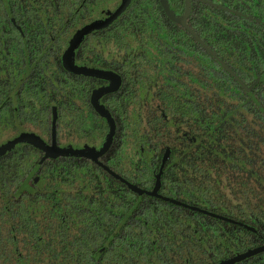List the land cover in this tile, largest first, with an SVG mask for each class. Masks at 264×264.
I'll return each mask as SVG.
<instances>
[{
    "label": "trees",
    "instance_id": "16d2710c",
    "mask_svg": "<svg viewBox=\"0 0 264 264\" xmlns=\"http://www.w3.org/2000/svg\"><path fill=\"white\" fill-rule=\"evenodd\" d=\"M167 1L174 14L182 13L183 0ZM98 2L0 0V143L21 134L57 147L103 143L105 127L96 139L78 142L77 117L92 113L89 96L96 86L88 79L82 91L81 77L62 67L78 29L98 16L86 5ZM207 8L201 4L195 33L214 50L213 40L224 32L218 27L207 34ZM215 16L221 19L220 12ZM192 23L191 8V30ZM73 60L75 67L113 71L121 79L119 90L103 99L116 122L100 161L105 167L44 158L28 143L2 157L0 264H192L194 242L211 244L206 248L213 252L222 250L220 242L238 244L239 251L256 244L255 236L215 215L143 195L166 149L171 156L163 165L164 185L179 187L172 164L188 162L191 172L202 173L186 184L192 204L206 203L208 212L252 226L264 237V94L247 96L170 22L159 0H133L113 25L90 33ZM237 75L248 84L260 74Z\"/></svg>",
    "mask_w": 264,
    "mask_h": 264
},
{
    "label": "flooded vegetation",
    "instance_id": "af4514ba",
    "mask_svg": "<svg viewBox=\"0 0 264 264\" xmlns=\"http://www.w3.org/2000/svg\"><path fill=\"white\" fill-rule=\"evenodd\" d=\"M2 1H4L5 4L8 2L11 3V0H2ZM94 1H95V3L97 2V0H94ZM132 1L127 6V8L124 10V12L113 23H111L108 27L113 25L124 13H126L130 9ZM95 3L94 4L92 3L91 5H86V6H88L90 12L96 13V15H98L97 18L94 19L93 22H90V23L82 26L81 28H79L78 31H80L85 26H88V25H91L94 23H99V22L106 20L113 12H115V10L120 6V4L122 2H121V0H100V2H98L97 6H95ZM201 4H204L208 7L207 8V15L211 19V23H208L209 25L207 27V34H209L212 31H216L217 30L216 28H218V27H221L222 31L224 32V34H222L219 39L213 40V44L211 43L212 47H214V50L209 48L207 45H205L219 59V61L221 63L218 64V62L204 48H202L200 46V44L193 37H191V36L190 37L211 58H213L217 62V64L226 73H228V72L226 71L225 68H227L232 74H234L240 80V82L242 83V85L241 84L240 85H241L243 91L246 93L247 96L253 97L252 91H254L258 95L257 98H260L264 94V87H261V88H256V87L259 84L264 83V0H191L192 21H193L192 27L193 28L191 30L188 27L187 21H188L189 17L186 20V26L195 35H196L195 32L198 30V24L196 21L198 20V14H199V9L201 7ZM79 5H83V3L80 2ZM95 7H99V8H97V9H99L98 13L93 10V8H95ZM218 7H220V9ZM169 8H170V6H169ZM183 8H184V0H183ZM170 11H171V9H170ZM216 12L221 13V19H218L217 16H215ZM190 13H191V9H190ZM174 15L176 17H179L182 15V13H180L179 15H177V14H174ZM189 16H190V14H189ZM173 24H175V23H173ZM34 25L30 28V30H33V31L35 30ZM175 25H177V24H175ZM108 27H105L103 29H106ZM100 30H102V29H100ZM78 31L76 32V34L78 33ZM96 31H99V30H96ZM93 32H95V31H93ZM89 34L84 36L82 38V40L80 41V43L85 42V38ZM200 41L202 42L201 39H200ZM79 44H78V46H79ZM78 46L75 48V50L73 51L71 58H70V63L72 65H74L73 57L76 53V49L78 48ZM67 47H66V49H67ZM215 49L218 52H216ZM81 53H82V51L80 52V54ZM62 56H63V54H62ZM79 56L80 55L78 54V57ZM78 68L98 70V71H102V72H110V73H113L116 76H118L113 71L98 69L95 67L79 66ZM245 73L246 74L247 73H254V74L256 73V74H260V75L258 77H256L253 82L247 84L244 81H242L243 78L241 76L237 75V74H245ZM69 74L75 75L72 73H69ZM228 75H230V74L228 73ZM76 76L81 77L80 81H79V86H80V89H82V91H84L85 81H87L88 79H91L92 82L94 83V86H96L95 89L91 92V94L89 96V103L91 106L92 113L88 114V115L81 113L77 117V120L79 123L78 124L79 133H78V138H77L78 142H83V138L87 137V136H89L92 139H96L98 133L100 132L101 127L106 128V131H107L106 137H107V134H108L107 121L94 110L93 106L91 105V97L97 90L104 88V87H107L110 84V82L104 78H101V77L88 76V75H76ZM121 84L122 83H121V79H120L119 88L121 87ZM119 88H118V90H119ZM249 88H251L250 92L246 91V89H249ZM254 88H256V89L254 90ZM117 91H115L114 93H110V94H106V95L101 96L99 101H98L99 105L107 112V114L111 117V119L114 122L115 133H114L113 139H114L115 134H116V122H115L114 117L109 113V111H107L104 108L105 105H103V104H105V101L103 99L110 96V95H114ZM250 99L252 100V98H250ZM55 113H56V110H55ZM106 137L100 146L94 144L91 147L92 149H86V148L81 149L82 148L81 146L75 147L74 145H72L70 143L66 144L65 147H61V146L57 147L56 145L55 146L57 148H61V149H75V150H83L86 152H94V151H99L101 149V147L103 146V144L106 140ZM113 139H112V142H113ZM11 140H13V139H11ZM11 140H9V141H11ZM9 141L1 142L0 147L5 145ZM94 142H96V141H94ZM112 142L110 144V147L112 145ZM20 144H22V143H20ZM44 144L47 145L48 147H51L53 145V144L49 145L47 143H44ZM180 144L182 146H187V144L184 140H181ZM18 145H16L12 149L0 154V159L2 157H4L5 155H7L9 152L13 151ZM110 147H109V149H110ZM109 149L105 152V154L103 156L98 158V163H95V162H93V161H91L85 157H80V156H60V157H52V158H54V159L55 158H63V159H65V161L68 159H82V160L85 159V160L91 161L94 164L98 165V164H101L100 163L101 159L107 154ZM166 152H168V158L165 161L164 166L166 165L167 162H169L170 156H171L170 149H166L163 153V157H164ZM41 153L43 154L42 151H41ZM187 163L188 162H174L172 164V169L175 170L174 174L176 176V179H177V181L181 182V185L179 187L170 186L169 184L164 185L162 183V176H163V169H164V166H163V168L161 170L160 178H159V188L156 191L155 195L152 196V195H148L147 193L153 192V189H154L155 184H156V175H154L152 177L153 182L150 186V189L149 190L143 189V191H145L143 195H146L147 197L152 198V199L160 200L162 202L165 201L166 203H169V201H171L170 202L171 205L174 204L173 206L177 205V207H185V206L190 207V206H192V211L196 212L198 214H203L205 212L210 213V214L216 216V217L212 216L211 217L212 219H214L218 222H220V221L225 222L228 226L231 225L233 228L238 227L240 229H243L246 233L255 236L258 240V242L256 244L253 243L247 249H245V251H239L238 244L236 245L234 243L227 244L228 242H226V243L220 242L219 244H216L222 248V250L220 252H213L212 250H209L208 248H206V247L211 245L209 243L194 242V243H192V252H193L192 254L193 255H192L191 263L192 264H222V263L228 262L230 260H233L236 257L241 256V255H243L249 251H253V250L262 248L264 246V237L254 227L249 226V225H247L243 222L237 221V220L226 219L224 216H222L220 214L208 212L207 209L209 206L206 203H204V204L199 203L200 207H199V205L192 204V200L189 199V196H190L192 191L187 188L186 184L189 185V183H192V177L193 176L200 177L202 175V173H200L201 171H198L196 168H192V172H191ZM102 166H104V165H102ZM209 170H210V168H209ZM159 172L160 171H157V175L159 174ZM205 174L208 176V181H209L212 178L211 172L205 173ZM195 181L197 182L198 179H196ZM206 181H207V178H206ZM217 181L220 182L218 184L225 183L224 179L217 180ZM177 203H179L180 205H178ZM183 209H186V208H183ZM203 215H205V214H203ZM205 216H207V215H205ZM208 217H210V216H208ZM232 227L229 228V230H227V233H229V231L232 230ZM245 227L253 229L254 233L248 232L247 230H245ZM252 259L254 261V264H262L264 261V251L260 252L258 254H255L253 256H250L246 259H243V260H240L237 262H233L231 264H249V262ZM251 264H253V262H251Z\"/></svg>",
    "mask_w": 264,
    "mask_h": 264
},
{
    "label": "water",
    "instance_id": "95a60500",
    "mask_svg": "<svg viewBox=\"0 0 264 264\" xmlns=\"http://www.w3.org/2000/svg\"><path fill=\"white\" fill-rule=\"evenodd\" d=\"M132 0H122V3L120 6L113 12L106 20L99 22V23H94L88 26H85L82 28L78 33L73 37L71 42L69 43L67 49L64 51L63 56H62V66L63 68L68 71L69 73L75 74V75H88V76H95V77H101L110 82V84L107 87L101 88L97 90L91 97V105L93 106L94 110L101 116L103 117L108 124V134L106 137V140L101 147L99 151H94V152H86L83 150H75V149H61L57 148L54 144L51 147H48L45 145L39 138L30 135V134H21L18 137L14 138L13 140L9 141L5 145L0 147V154L14 148L16 145L20 143H28L36 148H38L40 151L43 152L44 158H52V157H60V156H80V157H85L95 163H98V158L103 156L105 152L109 149L110 144L112 142L114 133H115V126L114 122L111 119V117L107 114V112L99 105L98 101L101 96L114 93L115 91L118 90L120 86V79L118 76H116L113 73L110 72H102L98 70H91V69H83V68H78L75 67L70 63V58L75 50V48L78 46L80 41L84 36H86L89 33H92L93 31L103 29L105 27H108L111 23H113L127 8V6L130 4ZM162 9L165 13V15L168 17V19L182 27L191 37H193L202 48H204L218 63H221L219 59L200 41V39L186 26V20L189 17L190 14V9H191V0H184V8L182 15L179 17H176L169 8L167 0H159ZM224 67V66H223ZM225 68V67H224ZM226 71L239 83L242 85L240 80L232 74L227 68H225ZM252 88V87H251ZM251 88L246 89V91L250 92ZM55 121H56V113L55 109L53 110L52 114V138L54 140V134H55ZM168 158V152L165 153L163 159H162V165L161 169L163 168V165L165 161ZM104 168V167H103ZM161 169L159 174L156 176V184L153 189L152 193H147L148 195H155L156 191L159 188V178L161 174ZM105 171H108L106 168H104ZM133 189V187H131ZM245 230L248 232L254 233L253 229H250L248 227H245ZM264 251V246L262 248L249 251L241 256L236 257L233 260H230L228 262L222 263V264H231L233 262H237L243 259H246L250 256H253L255 254H258L260 252Z\"/></svg>",
    "mask_w": 264,
    "mask_h": 264
}]
</instances>
